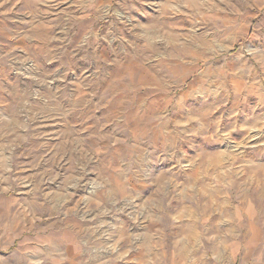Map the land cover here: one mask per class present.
I'll return each mask as SVG.
<instances>
[{"label": "rangeland", "instance_id": "obj_1", "mask_svg": "<svg viewBox=\"0 0 264 264\" xmlns=\"http://www.w3.org/2000/svg\"><path fill=\"white\" fill-rule=\"evenodd\" d=\"M0 264H264V0H0Z\"/></svg>", "mask_w": 264, "mask_h": 264}]
</instances>
